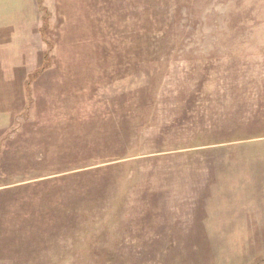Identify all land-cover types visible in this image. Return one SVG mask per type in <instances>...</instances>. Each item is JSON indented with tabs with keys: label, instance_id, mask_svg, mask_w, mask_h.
I'll return each mask as SVG.
<instances>
[{
	"label": "rangeland",
	"instance_id": "rangeland-1",
	"mask_svg": "<svg viewBox=\"0 0 264 264\" xmlns=\"http://www.w3.org/2000/svg\"><path fill=\"white\" fill-rule=\"evenodd\" d=\"M19 1L0 264H264V0Z\"/></svg>",
	"mask_w": 264,
	"mask_h": 264
},
{
	"label": "crops",
	"instance_id": "crops-1",
	"mask_svg": "<svg viewBox=\"0 0 264 264\" xmlns=\"http://www.w3.org/2000/svg\"><path fill=\"white\" fill-rule=\"evenodd\" d=\"M3 2L5 3V6L9 9L7 15H6V19L7 20H11V17H15L16 13H17V9H18V3L21 2L19 0H15V4L11 7L8 6V4L3 0Z\"/></svg>",
	"mask_w": 264,
	"mask_h": 264
}]
</instances>
